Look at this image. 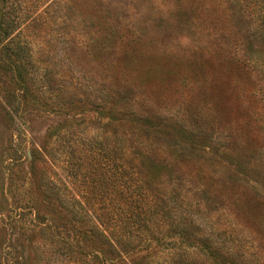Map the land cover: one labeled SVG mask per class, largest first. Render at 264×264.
I'll return each mask as SVG.
<instances>
[{"label": "rangeland", "instance_id": "obj_1", "mask_svg": "<svg viewBox=\"0 0 264 264\" xmlns=\"http://www.w3.org/2000/svg\"><path fill=\"white\" fill-rule=\"evenodd\" d=\"M13 1L28 71L0 68V264H48L28 209L32 191L45 204L42 172L56 192L87 196L71 178L95 172L98 158L72 171L70 130L79 151L101 144L98 162L117 154L143 176L159 174L170 198L152 264H166L170 250L180 264L187 249L192 264H211L212 253L264 264V0ZM91 217L118 233L99 212ZM167 224L191 238H171Z\"/></svg>", "mask_w": 264, "mask_h": 264}, {"label": "trees", "instance_id": "obj_2", "mask_svg": "<svg viewBox=\"0 0 264 264\" xmlns=\"http://www.w3.org/2000/svg\"><path fill=\"white\" fill-rule=\"evenodd\" d=\"M16 7L13 0H0V68L3 66L5 71H14L19 76L22 72L28 71L22 63V57L26 53L24 50L29 48L26 47V42L25 45L16 42L22 25V17L18 15ZM91 103L92 101L88 102ZM49 132L51 137L56 134L55 129ZM69 135L66 137L65 145L70 169L79 171L82 165H86L91 170L95 165L93 161L98 158L96 171L82 176H79L78 172L71 178L79 185L80 179L85 183L83 195L87 196L83 198L77 187L76 192L66 186L61 194L56 192L43 172L41 174L44 177L37 183L38 190L44 189L46 205L40 202L38 192L32 191L31 195L28 194L30 198L28 209L35 217L31 232L33 234L38 232L39 237L44 234L45 244L51 252L50 256L46 257V263L60 264L58 258L65 257L67 262H70L68 264H124V259L129 258L130 254L141 251L147 254L136 261L132 260L130 264H152L153 255L150 250L154 242L161 246L162 237L156 231L162 230L161 220L165 218L164 210L170 198L154 182L155 179L158 180L159 174L147 171L143 176L137 171L133 161L125 163L117 154L107 157V162H98L100 152L97 154V149L102 147L100 143L94 139L87 140L88 142L83 143L85 148L79 151L76 142H72ZM40 159L46 164L43 158ZM140 159L136 158L137 161ZM32 166L34 169L37 167V159L34 158ZM95 181L100 183L98 193L92 187ZM185 211L189 213L188 209ZM96 212L102 217L109 218L106 223L112 224L118 233L107 235L99 224L96 225L91 217V214ZM163 223L166 222L163 220ZM167 226L171 227V231L169 230L171 238L185 237L186 242L191 238L186 237L189 232L185 225H178L175 228L172 224ZM36 237L32 235L30 242L36 241ZM204 245L201 247L202 250L210 251L212 245L208 242ZM170 251L167 254L170 258L166 264H175L174 254ZM183 251L184 253L180 254V264H192L186 254L188 249ZM2 253L4 257L11 251L2 248ZM208 257L211 264H227L222 261L219 254H208ZM25 260L28 261L27 258L16 257L12 264H25Z\"/></svg>", "mask_w": 264, "mask_h": 264}]
</instances>
